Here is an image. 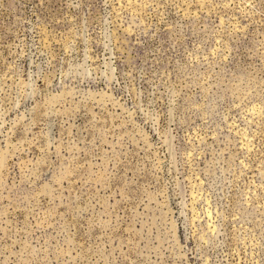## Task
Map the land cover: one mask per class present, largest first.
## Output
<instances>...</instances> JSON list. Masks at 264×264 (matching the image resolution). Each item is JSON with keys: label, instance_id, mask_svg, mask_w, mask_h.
Here are the masks:
<instances>
[{"label": "rangeland", "instance_id": "374dc122", "mask_svg": "<svg viewBox=\"0 0 264 264\" xmlns=\"http://www.w3.org/2000/svg\"><path fill=\"white\" fill-rule=\"evenodd\" d=\"M0 264H264V0H0Z\"/></svg>", "mask_w": 264, "mask_h": 264}]
</instances>
